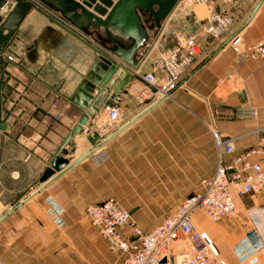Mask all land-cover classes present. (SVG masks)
I'll list each match as a JSON object with an SVG mask.
<instances>
[{"label":"crops","instance_id":"0c3cea01","mask_svg":"<svg viewBox=\"0 0 264 264\" xmlns=\"http://www.w3.org/2000/svg\"><path fill=\"white\" fill-rule=\"evenodd\" d=\"M32 1L101 52L107 54L113 48L101 28L79 31L52 7ZM73 1L81 4V0ZM12 5H4L3 16ZM82 6L103 18L93 11V4ZM209 8L231 17L232 31L240 30L244 45L264 40V0H209ZM139 15L147 20L145 44L173 47L175 39L168 32L173 29L194 35L203 53L180 78V86L161 100L135 94L136 83L143 84L140 75L151 70L150 60L139 64L117 98L123 125L107 132L102 145L105 158L99 163L90 154L84 157L94 148L97 135L77 132L65 140L83 112L70 98L94 58L92 50L34 8L2 49L13 60L0 59L1 264H121L125 255L106 250L84 224L86 205L112 199L124 190L127 200L119 201V206L140 229L149 230L147 222L153 213H160L159 208L151 212L128 207L129 190L141 194L142 205H172L182 189L200 190L199 180L214 171L210 128L233 137L234 150L223 155L225 164L254 147L261 137L256 129L264 125V59L235 54L223 45L225 37L207 38L200 30L204 18L196 15L193 6L174 9L157 26L145 11ZM114 40L124 47L131 42L119 36ZM145 49L137 51V59ZM104 114V108L97 112ZM58 153L66 164L39 182ZM250 160L261 163L259 156ZM199 174L203 176L198 178ZM47 197L61 208V226L48 212ZM234 201L238 212L213 223H207L199 210L191 213L193 223L201 225L227 264H235L232 248L240 240L247 248L264 246V187L256 193H234ZM147 211L149 216L142 215ZM116 229L128 239L124 226Z\"/></svg>","mask_w":264,"mask_h":264},{"label":"built area","instance_id":"2783aa9c","mask_svg":"<svg viewBox=\"0 0 264 264\" xmlns=\"http://www.w3.org/2000/svg\"><path fill=\"white\" fill-rule=\"evenodd\" d=\"M184 1H179L176 4L177 8L182 6ZM190 1L203 4L207 9L201 25V32L207 38L218 40L225 37L227 41L225 45L235 54L264 59V40L244 45L238 32L232 31V20L229 15L209 9V0ZM4 13V8L0 7V17H3ZM168 32L175 39L173 47L161 48L155 42L151 45L146 43L144 45L146 49L139 52L138 58L141 62L146 59L151 62V70L140 75L143 81L138 91L140 96H150L154 100L170 97L171 92L180 86V78L203 53L194 35L184 36L173 29ZM106 53L118 60L109 51ZM0 59L11 61L13 57L0 50ZM130 71L132 75L136 73L135 69ZM104 112L103 119L95 114L90 121L86 120L81 124L78 131L85 136L97 135L94 149L89 153L95 163L105 158L102 143L106 140L107 131L116 124L121 113L117 105L105 106ZM250 115L254 116L255 111L251 110ZM256 130L261 133L257 144L234 155L230 162L225 164L223 155L234 150L233 137L210 128L215 150L213 173L201 178L200 190L185 197L172 214L149 230H142L135 225L130 220L129 213L113 199L85 206L86 219L110 247L125 255L121 264H226L214 243L205 238L203 232L194 225L191 213L194 209L201 208L208 220L216 221L220 216L229 215L235 210L234 193H256L264 187V125ZM251 156H259L261 163L250 160ZM46 200L48 212L55 215L54 221L61 226L62 221L59 217L61 208L50 197ZM118 226L126 228L127 240L120 236L116 229ZM183 241L185 248L182 247ZM172 243L176 244L174 248L170 247ZM232 253L235 264H264V258L260 259L264 254L263 244L247 248L243 240H240L232 248Z\"/></svg>","mask_w":264,"mask_h":264},{"label":"water","instance_id":"95a60500","mask_svg":"<svg viewBox=\"0 0 264 264\" xmlns=\"http://www.w3.org/2000/svg\"><path fill=\"white\" fill-rule=\"evenodd\" d=\"M39 1L42 5L52 7L79 31H85L88 26L95 29L101 28L112 41L113 48L109 50L110 54L122 63L120 65L115 62L112 57L98 50L72 29L36 6L31 0H0L1 8L7 2L13 3L5 16L0 17V50L9 41L28 10L34 8L59 28L90 48L94 54L88 70L70 98L83 112L65 137L67 140L72 134L79 131L80 125L88 117H93L105 106L116 105L119 93H124V87L133 79L130 70L139 66L136 58L137 51L144 46L147 39V20L141 19L139 12L145 11L150 16L151 24L157 26L181 0H115L113 3L111 0H98L97 4H94L95 0H81V4L73 0ZM92 4L93 11L103 18L86 11L82 6L91 7ZM106 7H109L107 12ZM3 30L6 31L4 34ZM115 36L125 40L129 39L131 42L127 47H124L114 40ZM88 154H85L84 157ZM66 162V159L61 157V153L55 155L50 161L49 167L45 168L39 177V182L45 181L52 170H59Z\"/></svg>","mask_w":264,"mask_h":264},{"label":"rangeland","instance_id":"374dc122","mask_svg":"<svg viewBox=\"0 0 264 264\" xmlns=\"http://www.w3.org/2000/svg\"><path fill=\"white\" fill-rule=\"evenodd\" d=\"M189 6H193L194 7V11H195V13H196V15L198 16V17H200V18H204L205 16H206V14H207V9H206V7L203 5V4H197V3H192L190 0H186V1H184V3H183V5L182 6H180V7H178V10L179 11H183V10H185L186 8H188ZM195 7H201V10H202V13H198V11H197V9L195 8ZM209 8V7H208ZM209 9H211V8H209ZM200 10V11H201ZM201 30V29H200ZM238 32V36H239V38H240V40H241V42L244 44V42H243V39H242V33L240 34V30H238L237 31ZM224 46H226V47H229V46H227V45H225V43L223 44ZM150 58V57H149ZM149 60V59H148ZM137 85H136V91H135V94L136 93H138V91H139V89H140V87L142 86V84L140 85L139 83H136ZM122 112L120 113V117H119V120L116 122V124L115 125H120V122L122 121ZM102 119H103V117H102ZM114 125V126H115ZM121 125H123L122 123H121ZM120 125V126H121ZM109 129V128H108ZM108 132V131H107ZM199 176H203L202 174H199L198 175V178H199ZM193 190H192V188L191 189H182L181 190V193H180V198H179V200H177L175 203H173L172 205H165V206H162V207H158L157 205H155L154 203H151L150 205H148V204H146V205H142L143 203H142V201L143 200H140V198H141V194L140 193H138L137 192V190H129L128 191V193H131L132 192V199H129V204H128V207H131V206H133V208L134 209H140V210H142V208H143V210H147L148 208H149V210L152 212V211H154V210H156V209H158L159 208V214L157 215L156 214V212L155 213H153V215H152V217H153V219H152V221H148L147 223L149 224V226L152 228L153 226H155L156 224H158L159 222H161V220L163 219V217L167 214V213H169V212H171L172 210H176V208L178 207V203L186 196V195H189V194H191V192H192ZM126 192L124 191V190H119V192L117 193V195L116 196H111L112 197V199H114V200H116V202L117 203H119V201H125V200H127V199H125L126 198ZM131 200H133V203H131L132 201ZM135 200H137V201H135ZM142 203V204H141ZM125 204H127V203H125ZM130 204H131V206H130ZM87 206V205H86ZM195 211L196 210H199L200 212H201V215L205 218V220H206V222L207 223H213V222H215V221H210V220H208L207 219V217L205 216V214H204V212H203V210L201 209V208H196V209H194ZM193 210V211H194ZM238 212V208H237V205L235 204V210L231 213V214H229L228 216H234V214H236ZM84 215V214H83ZM142 215H145V216H149V213H148V211H147V213H143ZM129 216H130V220L135 224V225H137V226H140V225H138V224H136V222L132 219V217H131V215H130V213H129ZM157 217V218H156ZM83 220H84V224L85 225H87L88 227H90L94 232H95V235H96V238L97 239H99L100 240V242L102 243V245L106 248V250H111L113 253H116V255H118L120 252H118V251H116L115 249H113L112 247H110L109 246V244L107 243V246H108V248H107V246L105 245V242L103 241V239H102V237H100V235L97 233L98 231H96L95 229H93L91 226H89V224H88V222H87V220H86V217H85V215L83 216ZM195 224V226L198 228V229H200L202 232H203V235H204V237L205 238H207V239H209V240H211V238L208 236V234L205 232V230L204 229H202L201 228V225H199V224H197L196 222L194 223ZM141 227V226H140ZM61 230H63V228H61ZM105 240V239H104ZM106 241V240H105ZM212 241V240H211ZM182 243V247L183 248H185V242L183 241V242H181ZM175 243H172L171 245H170V247L171 248H174L175 247ZM118 253V254H117ZM21 255V254H20ZM117 257V256H116ZM260 258L261 259H263L264 258V254L263 255H261L260 256ZM119 259V258H118Z\"/></svg>","mask_w":264,"mask_h":264},{"label":"bare ground","instance_id":"6f19581e","mask_svg":"<svg viewBox=\"0 0 264 264\" xmlns=\"http://www.w3.org/2000/svg\"><path fill=\"white\" fill-rule=\"evenodd\" d=\"M181 1H184V0H181ZM7 3H9V2H7ZM12 3V2H11ZM4 8V7H3ZM177 8V6H175L173 9H172V11L171 12H173L174 11V9H176ZM197 10H201V7H195ZM170 12V13H171ZM201 13H202V10L200 11ZM169 13V14H170ZM226 43H227V41H226ZM138 62H139V64L141 63V61H140V59L138 58ZM123 127V126H122ZM80 135V134H79ZM108 137V134H107V136H106V138ZM104 143V142H103ZM103 143H102V145H103ZM92 149H94V148H92ZM48 181V180H47ZM195 225V224H194ZM220 255V254H219ZM220 257H221V255H220ZM222 258V257H221ZM177 259H178V257H177ZM223 259V258H222ZM261 259V258H260ZM224 260V259H223ZM262 260V259H261ZM225 261V260H224ZM227 264V263H226Z\"/></svg>","mask_w":264,"mask_h":264}]
</instances>
